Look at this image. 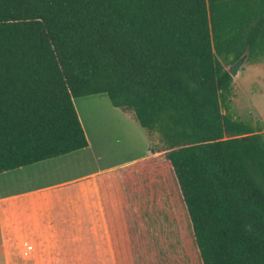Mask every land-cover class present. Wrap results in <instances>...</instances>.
Returning a JSON list of instances; mask_svg holds the SVG:
<instances>
[{
    "label": "trees",
    "instance_id": "1",
    "mask_svg": "<svg viewBox=\"0 0 264 264\" xmlns=\"http://www.w3.org/2000/svg\"><path fill=\"white\" fill-rule=\"evenodd\" d=\"M264 59V0H0V174L85 149L107 95L162 139L98 180L115 264H264V133L226 63Z\"/></svg>",
    "mask_w": 264,
    "mask_h": 264
},
{
    "label": "crops",
    "instance_id": "2",
    "mask_svg": "<svg viewBox=\"0 0 264 264\" xmlns=\"http://www.w3.org/2000/svg\"><path fill=\"white\" fill-rule=\"evenodd\" d=\"M75 106L89 140L87 148L0 174V264H92V257L80 251L98 256V221L108 225L100 176L158 153L144 139L122 162L105 159L101 164L92 141L100 135V113L115 109L107 95L76 99ZM109 243L113 254L110 235Z\"/></svg>",
    "mask_w": 264,
    "mask_h": 264
},
{
    "label": "rangeland",
    "instance_id": "3",
    "mask_svg": "<svg viewBox=\"0 0 264 264\" xmlns=\"http://www.w3.org/2000/svg\"><path fill=\"white\" fill-rule=\"evenodd\" d=\"M231 63L227 62L229 68ZM114 107V106H113ZM113 113L101 112L100 135L93 138L92 149L99 153L100 163L119 162L133 150V147L142 140H146L152 151H158L165 156V148L158 133L151 134L141 127L131 111L114 107ZM231 114L237 120L243 121L253 128L264 133V59L255 62L248 59L243 66L240 76L233 79L232 95L230 102ZM102 146L99 148L97 141ZM127 152H126V151ZM134 152L131 153L133 155ZM99 188V187H98ZM89 192V187L88 190ZM90 193H96L95 183L91 186ZM101 202L102 196L99 191ZM99 200V199H98ZM97 239L100 250L96 255L88 250L80 251L82 255L92 257V264H115L113 254L110 252L108 225L103 226L101 219L98 221ZM96 257V259H94Z\"/></svg>",
    "mask_w": 264,
    "mask_h": 264
},
{
    "label": "water",
    "instance_id": "4",
    "mask_svg": "<svg viewBox=\"0 0 264 264\" xmlns=\"http://www.w3.org/2000/svg\"><path fill=\"white\" fill-rule=\"evenodd\" d=\"M248 59H249V53H246L236 63H234L228 68L233 79L240 76L241 70L243 66L247 63Z\"/></svg>",
    "mask_w": 264,
    "mask_h": 264
},
{
    "label": "bare ground",
    "instance_id": "5",
    "mask_svg": "<svg viewBox=\"0 0 264 264\" xmlns=\"http://www.w3.org/2000/svg\"><path fill=\"white\" fill-rule=\"evenodd\" d=\"M86 109V108H85ZM86 111H87V109H86ZM87 113V112H86ZM88 119V118H87ZM88 122H89V120H88ZM126 151V150H125ZM127 152V151H126ZM127 155H128V153H127ZM123 160L121 159V161L120 162H122Z\"/></svg>",
    "mask_w": 264,
    "mask_h": 264
}]
</instances>
